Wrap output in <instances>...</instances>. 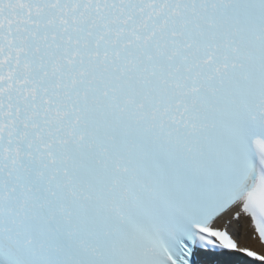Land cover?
Masks as SVG:
<instances>
[{"label": "snow or ice", "instance_id": "1", "mask_svg": "<svg viewBox=\"0 0 264 264\" xmlns=\"http://www.w3.org/2000/svg\"><path fill=\"white\" fill-rule=\"evenodd\" d=\"M0 264H264V0H0Z\"/></svg>", "mask_w": 264, "mask_h": 264}]
</instances>
